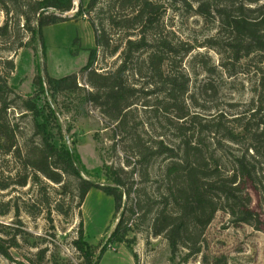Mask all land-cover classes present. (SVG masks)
Returning <instances> with one entry per match:
<instances>
[{
  "label": "trees",
  "instance_id": "trees-1",
  "mask_svg": "<svg viewBox=\"0 0 264 264\" xmlns=\"http://www.w3.org/2000/svg\"><path fill=\"white\" fill-rule=\"evenodd\" d=\"M181 1L189 6L187 0ZM196 2L197 13L205 17L214 14L219 19L221 52L232 60L250 55L255 59L256 101L247 122L203 125L197 114L189 118L183 98L189 79L180 65L191 47L181 43L182 47L178 48L165 37L152 35L153 24L163 10H160L162 3L88 0L83 5L80 0L76 13L87 17L94 40L87 62L80 70L90 87L83 89V101L96 105L119 126L131 106L160 90L158 84L162 85L166 90L160 103L162 110L174 112L177 122H181L175 126L177 139L142 142V149L135 153L137 158L124 163L130 169L104 165L109 183H95L81 175L76 157L63 142V132L50 105H46L48 116H45L34 99L17 95L24 111L21 116L28 113L30 119L25 125H1V148L4 154L13 157L14 172L2 175L0 190L15 191L31 186L36 194L30 206L39 204L49 213L56 211L71 216L75 209L80 213L91 189H99L113 198L115 211L119 213L114 229L106 238L107 244L131 246L135 237L130 234L142 231L163 237L172 258L184 250L181 262L201 252L206 227L218 211L225 212L234 226L246 224L259 230L264 221L251 207L250 189L257 194L258 207L264 211V0H225L221 5L209 0ZM72 8V0H0V40L15 39V48L8 50L16 52L27 43L26 36L29 40L35 36L42 38V29L64 21L59 15ZM215 40L212 46L218 48ZM100 52L103 59L117 55V64L105 70L97 68ZM0 64L2 112L11 92L5 75L13 71L14 63L6 57L0 58ZM76 79L75 74L60 78L47 76L45 83L51 94L75 92L79 89ZM34 84L36 93L45 92L41 76L35 77ZM187 120L189 124L185 125ZM218 126L223 132L216 139ZM203 132L208 136H203ZM242 139H245L243 146L234 147ZM158 159L160 163L156 166ZM9 203L14 215H18V206L11 200ZM16 239V232L8 237L0 235V254L6 259H12L10 249L18 246ZM73 245L86 264H91L94 252L83 239L81 221ZM43 258L44 250H40L36 262ZM25 259L28 263L17 261V264L36 263L31 258Z\"/></svg>",
  "mask_w": 264,
  "mask_h": 264
},
{
  "label": "rangeland",
  "instance_id": "rangeland-1",
  "mask_svg": "<svg viewBox=\"0 0 264 264\" xmlns=\"http://www.w3.org/2000/svg\"><path fill=\"white\" fill-rule=\"evenodd\" d=\"M87 1L82 0L83 5ZM157 1L162 3L160 10H163L153 24L152 35H161L178 48L182 47L179 46L181 43L191 47L180 65V70L189 79L183 96L189 118L197 114V120L203 125L247 122L256 101L258 76L253 55L232 60L227 53L221 52L219 19L214 14L205 17L197 13L196 0H187L189 6L181 0ZM209 1L216 5L225 3V0ZM79 2L72 0L73 8L69 12L59 13L64 21L44 27L42 38L35 36L29 40L26 36L24 41L27 43L16 52L8 50L15 48V39L0 40V58L7 57L14 63L13 71L5 75L11 91L6 97L7 106L0 111V178L14 172L13 157L4 154L1 148V125H25L30 119L28 113L21 116L24 111L17 95L34 99L45 116H48L46 105H50L63 132V142L76 157L81 175L95 183H109L104 165L130 169L131 166L124 163L137 158L135 153L142 149V142L160 138L173 142L177 139L175 126L181 122H177L174 112L162 110L160 103L166 94L162 85L158 84L160 90L145 95L140 98L141 102L131 106L124 123L119 126L102 114L96 105L83 101V89L90 87L80 70L87 62L94 40L87 17L76 13ZM213 40L218 48L212 46ZM117 62V55L103 59L100 52L96 67L105 70L113 68ZM0 69L3 70L1 64ZM71 74L76 75L79 86L75 92L65 90L51 94L48 91L47 76L60 78ZM36 76H41L44 81L45 92L42 94L36 93ZM188 124L189 120L185 122ZM221 126L217 128L216 139L223 132ZM203 136L208 135L203 132ZM244 140L241 144H233L234 147H242ZM159 163L160 160H156V166ZM35 190L31 186L15 191L0 190V235L8 237L16 232L18 243L17 247L10 249L12 259L0 254V264L28 263L25 257L36 262L40 250H44V258L35 264H86L73 245L80 221L83 239L94 252L91 264H264V223L259 230L246 224L234 226L225 212L218 211L206 227L201 252L187 262H181L184 250L172 258L163 237L142 231L130 234L135 237L131 246L107 244L106 238L114 229L119 213L115 211L113 198L99 189H91L81 204L80 213L75 209L71 216L56 211L49 213L39 204L30 206ZM250 194L252 209L260 213L264 221L257 194L251 189ZM9 200L18 206V215H14Z\"/></svg>",
  "mask_w": 264,
  "mask_h": 264
}]
</instances>
